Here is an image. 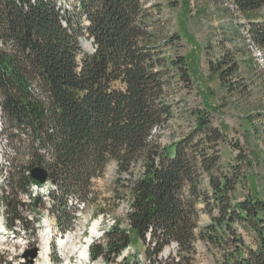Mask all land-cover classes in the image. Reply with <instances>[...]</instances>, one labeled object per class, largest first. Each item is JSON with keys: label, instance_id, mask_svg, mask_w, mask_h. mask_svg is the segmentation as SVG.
Returning <instances> with one entry per match:
<instances>
[{"label": "trees", "instance_id": "trees-1", "mask_svg": "<svg viewBox=\"0 0 264 264\" xmlns=\"http://www.w3.org/2000/svg\"><path fill=\"white\" fill-rule=\"evenodd\" d=\"M73 1L71 10L64 0H0V138L13 149L7 226L35 233L17 198L42 167L62 235L76 202L104 217L106 203L128 202V227L105 229L90 247L93 262L129 264L125 250L140 243L134 264H194L202 242L221 264H264V200L237 196L248 181L242 154L223 162L226 137L193 96L180 35L160 30L161 0ZM234 9L264 52V0H234ZM239 70L229 51L210 66L223 86ZM113 163L112 194L102 198L96 184ZM23 206L37 217L47 204Z\"/></svg>", "mask_w": 264, "mask_h": 264}, {"label": "rangeland", "instance_id": "rangeland-1", "mask_svg": "<svg viewBox=\"0 0 264 264\" xmlns=\"http://www.w3.org/2000/svg\"><path fill=\"white\" fill-rule=\"evenodd\" d=\"M64 1L72 10L74 1ZM172 1H176L178 5L175 7L167 0H161L163 25L160 30L163 33H176L181 37L180 53L186 56L193 76V96L197 104L209 108L214 123L222 129L226 137L222 146L223 162L235 163L242 154L241 161L248 181L246 187L239 188L237 196L251 192L253 196L264 200V52L249 37L246 38V29L242 27L246 20L234 9V0ZM259 15L264 18V9ZM83 46L86 51L92 50L88 41H84ZM227 51L232 53L240 70L228 77L226 86H223L220 78L211 74L210 66L216 65ZM12 157L13 149L7 135L3 134L0 138V264H104L102 261H82L80 253L91 238L94 225L98 224L100 232L92 239L94 243L99 242L105 229L113 226L116 221L122 227H128V202L123 201L111 208L106 203V217L94 216L95 210L86 206L73 207L75 218L71 229L62 235L54 216L48 210L51 201L44 199L48 194L44 192L36 196L47 204L45 209L37 212V218L29 208L23 206V203L29 204V201L22 193L17 198V209L23 217L31 221L30 225L35 233L24 230L21 225L15 228V232L7 233L3 229L7 219V205L4 201H10L13 197L7 187V174ZM115 170L116 165L113 163L104 178L97 181L96 191L102 198L111 197ZM209 221L207 215L202 216V225ZM68 235L71 241L65 252L59 247V241ZM45 240L50 242L48 257L38 256L33 262H30V258H25L26 252L32 248H39L41 251ZM135 246V252L132 248L129 252H124V255L133 252L129 264H134L133 261L137 262L143 257L141 244L137 243ZM176 248L171 245L162 258H167ZM122 262L119 258L111 264ZM221 262L220 253L202 242L197 244L194 264Z\"/></svg>", "mask_w": 264, "mask_h": 264}, {"label": "bare ground", "instance_id": "bare-ground-1", "mask_svg": "<svg viewBox=\"0 0 264 264\" xmlns=\"http://www.w3.org/2000/svg\"><path fill=\"white\" fill-rule=\"evenodd\" d=\"M51 189H52V185L50 183V181L46 182L45 184H32L31 185V188H30V195L29 194H24L29 203H31L32 199L33 198H36V196L41 193L43 194H48L47 198H44L45 200H48V201H51ZM76 204L80 207H84L85 204L84 203H77ZM50 206V204H49ZM49 210V209H48ZM48 212V211H47ZM7 215V214H5ZM2 219V218H1ZM29 221V220H28ZM99 229H98V224L94 225V227L92 228V231H91V238L88 239V243H91L92 239L96 236H98L99 234ZM105 231L103 232V235H104ZM71 241V238L70 236L68 235L66 238H62L60 241H59V247L61 248L62 251H65L68 249L69 247V243ZM131 250V247L126 249L127 252H129ZM49 251H50V242L48 240H45L44 241V246L43 248L41 249L40 253H39V258H46L49 256ZM89 254V249H88V245L84 246V248L82 249L81 253H80V256H81V260H84L87 258ZM70 259V258H69ZM81 264H84L83 262Z\"/></svg>", "mask_w": 264, "mask_h": 264}, {"label": "water", "instance_id": "water-1", "mask_svg": "<svg viewBox=\"0 0 264 264\" xmlns=\"http://www.w3.org/2000/svg\"><path fill=\"white\" fill-rule=\"evenodd\" d=\"M31 177L34 181L45 184L49 180L47 171L42 167H35L31 171ZM39 248H32L28 250L25 254V258H30V262H33L34 259L38 257Z\"/></svg>", "mask_w": 264, "mask_h": 264}, {"label": "built area", "instance_id": "built-area-1", "mask_svg": "<svg viewBox=\"0 0 264 264\" xmlns=\"http://www.w3.org/2000/svg\"><path fill=\"white\" fill-rule=\"evenodd\" d=\"M29 196H31L30 194H29ZM23 205H28V204H24L23 203ZM7 212V211H6ZM19 225H21V224H19V223H17V226H19ZM17 226L16 227H14V228H17ZM23 228V227H22ZM176 245L175 244H172V247H175Z\"/></svg>", "mask_w": 264, "mask_h": 264}]
</instances>
